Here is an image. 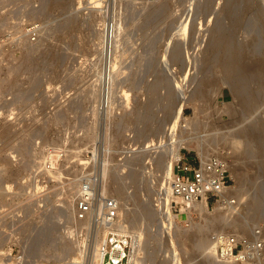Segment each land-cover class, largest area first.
<instances>
[{"label":"rangeland","instance_id":"374dc122","mask_svg":"<svg viewBox=\"0 0 264 264\" xmlns=\"http://www.w3.org/2000/svg\"><path fill=\"white\" fill-rule=\"evenodd\" d=\"M76 1L0 0V264H103L107 230L76 213L84 182L97 198L118 189L124 206L148 212L133 225L122 207L113 225L132 240L141 233L136 264H240L216 256L209 235L264 233V0ZM106 26L115 41L104 55ZM223 50L246 68L244 101L233 68L230 78L221 71ZM253 124L258 137L242 131ZM175 143L190 159L203 151L229 162L235 205L171 214L173 223L160 213Z\"/></svg>","mask_w":264,"mask_h":264},{"label":"built area","instance_id":"2783aa9c","mask_svg":"<svg viewBox=\"0 0 264 264\" xmlns=\"http://www.w3.org/2000/svg\"><path fill=\"white\" fill-rule=\"evenodd\" d=\"M35 35V30H30ZM153 145V144H152ZM151 145V147H152ZM52 155L47 156L49 162L43 167L52 171ZM167 184L172 198L168 203L169 215H184L196 218L198 209L194 204L206 201V208H230L237 202L235 180L231 174L229 162L217 155H209L205 159H190L181 152L173 160L172 173ZM162 194L161 192L159 193ZM159 203L156 205L160 208ZM99 203V204H98ZM119 203L113 196L93 193L89 182H84L76 200V213L79 219L90 215L92 224L105 228L106 251L103 264H130L136 254V243L127 233L115 231L113 223L119 216ZM170 218V217H169ZM113 226V227H112ZM209 242L219 258L235 261L240 264H262L264 258V233L260 225H254L245 234L214 230L209 235Z\"/></svg>","mask_w":264,"mask_h":264},{"label":"bare ground","instance_id":"6f19581e","mask_svg":"<svg viewBox=\"0 0 264 264\" xmlns=\"http://www.w3.org/2000/svg\"><path fill=\"white\" fill-rule=\"evenodd\" d=\"M78 2L80 1V2H83L82 0H77ZM76 1V2H77ZM250 1H252V0H250ZM91 2V7L94 9L95 7L96 8H98L97 7V5H96V2L97 1H95V0H92V1H90ZM164 2V1H163ZM96 6H95V5ZM160 5V4H159ZM247 5V4H246ZM249 5V4H248ZM248 7L249 6H247V9H248ZM256 7V6H255ZM95 8V9H96ZM157 8V7H156ZM149 9V8H148ZM155 10V8L153 9V11ZM249 10V9H248ZM152 10H150V12H153ZM146 12V11H145ZM253 12H254V10H253ZM155 13H157L156 12V10H155ZM152 15V14H151ZM260 15V14H259ZM149 18V17H148ZM238 20V19H237ZM240 21V20H239ZM239 21H238V23L237 24H239ZM234 22V21H233ZM236 24V23H235ZM109 26V25H108ZM108 26H106V27H103L102 29H101V31H98V37H99V41H98V48H99V52L101 53V54H104L105 55V53L107 52V49H108V47H109V45H110V47H109V50H110V48L112 47V41H115V40H113V34H114V32H113V30L114 29H111V27L109 28V29H111V31H109V29H108ZM114 27V26H113ZM99 29V28H98ZM217 39V38H216ZM226 39V38H225ZM224 39V40H225ZM218 40V39H217ZM229 40V39H228ZM214 41H216V40H214ZM219 42V41H218ZM224 42V41H223ZM226 42V41H225ZM225 42H224V44H225ZM213 43V42H212ZM230 43V42H229ZM114 44V43H113ZM217 44V43H216ZM220 44V43H219ZM228 45V44H227ZM229 45H231V43L229 44ZM209 46H210V44H209ZM235 46V45H234ZM212 47V46H211ZM213 47H215V46H213ZM241 48V47H240ZM210 49V48H209ZM216 49V48H215ZM219 49V48H218ZM229 49V48H228ZM113 50V49H112ZM226 50V49H225ZM225 50H223L224 52H225ZM176 51V50H175ZM249 51V50H248ZM98 52V51H97ZM111 52V51H110ZM228 52L229 51H226L225 52V56L223 57V62H222V64H221V71H224V72H226V77L228 76V78H230L229 77V75L228 74H231V69L233 68V70L234 71H236V73H233L232 72V74H235V76L234 77H236V78H233V77H231V79H233V80H235V82L233 83L234 84V86H233V89H234V91H235V93H237L242 99H243V101H244V94H245V92H244V89H243V81H244V75L247 73L246 72V68H244V69H242V67L241 66H239L241 63L240 62H236L235 61V63H240L239 65L238 64H234L233 63V60L236 58L235 56H236V54H238L237 52H235V55L233 54V52H231L232 54H228ZM229 52V53H230ZM175 53V52H174ZM249 53V52H248ZM110 56H111V54H110ZM238 56V55H237ZM241 56V55H240ZM239 56V57H240ZM235 57V58H234ZM22 58V57H21ZM102 58H104V57H102ZM238 58V57H237ZM230 59V60H229ZM105 60V59H104ZM108 60V59H107ZM103 61V60H102ZM110 61V60H109ZM241 61V60H240ZM257 61V60H256ZM259 62H260V60H258ZM258 62V63H259ZM29 63V62H28ZM106 63V62H105ZM48 64V63H47ZM256 64H257V62H256ZM105 65V64H104ZM110 67H109V69L107 70L108 72H105V74L107 73V74H109V76H111L110 74V72H111V66L113 65H111V64H108ZM238 65V66H237ZM108 67V66H107ZM235 68V69H234ZM104 69H105V66H104ZM237 69V70H236ZM248 69V68H247ZM250 69V68H249ZM248 69V70H249ZM15 70V69H14ZM103 71V70H102ZM104 72V71H103ZM217 74V73H216ZM101 75H102V72H101ZM14 76V75H13ZM103 76V75H102ZM244 76V77H243ZM101 77V76H100ZM214 77V76H213ZM260 77V76H259ZM106 78H107V76H106ZM157 84V83H156ZM154 85V84H153ZM148 88V87H147ZM152 88H154V87H152ZM154 91V90H153ZM196 91H198V90H196ZM156 92V91H155ZM168 93V92H167ZM170 93V92H169ZM168 93V94H169ZM196 93V92H195ZM201 92H197V94L198 95H203V94H205V93H203V94H200ZM89 94V93H88ZM196 94V95H197ZM104 95V94H103ZM192 95H193V93H192ZM195 95V94H194ZM195 95V96H196ZM197 95V96H198ZM196 96V97H197ZM194 97V96H193ZM193 97H191V98H193ZM207 99V98H206ZM103 100V99H102ZM101 100V101H102ZM246 101V100H245ZM183 102V101H182ZM179 103V102H178ZM247 104V103H246ZM146 105V104H145ZM166 105V104H165ZM145 107V106H144ZM172 107V106H171ZM170 107V109H172ZM177 107V106H176ZM179 107H180V105H179ZM242 107H244L243 105H242ZM245 108V107H244ZM149 109V108H148ZM169 109V110H170ZM180 110V109H179ZM168 111V110H167ZM172 112V111H171ZM171 112H169V113H171ZM243 112V111H242ZM166 115H168L167 113H166ZM171 115V114H170ZM170 117V116H169ZM261 125V124H260ZM157 130V129H156ZM242 131L244 132V133H248V132H250V133H253V136H254V134L258 137V134H260L261 132L260 131H262V127L261 126H259V125H248L247 127H244V130L242 129ZM251 135V134H250ZM118 136H119V134L117 133L116 134V137L118 138ZM166 137V136H165ZM229 138H231V137H229ZM160 139V138H159ZM165 139V138H164ZM168 139V138H167ZM237 138H234V137H232L231 139H230V142L231 143H233L234 145H237V140H236ZM259 139H261V137H259ZM151 140V139H150ZM240 140V139H239ZM263 139H261V141H262ZM159 141V140H158ZM160 141H162V140H160ZM160 141H159V143H157V145H159L160 144ZM225 141H227V140H225ZM259 141V140H258ZM264 141V140H263ZM262 141V142H263ZM239 142V141H238ZM262 142H259V143H262ZM152 143H155V142H152ZM169 143L170 142H168V145H169ZM174 143V142H173ZM210 143V142H209ZM245 143V142H244ZM247 143V142H246ZM181 143H179V144H176L175 143V145L173 146V144H172V146H171V148H172V150H170V153H172V156H170L169 155V157L167 158V154L169 153V152H166L167 154H165V157L167 158V159H164V160H166V163H165V166H163V168L165 167V169H163V173H164V178L163 179H165L166 180V182H165V180H164V182L167 184V180H168V177L170 176V174H171V172H172V165H173V160H174V158L176 157V156H178V154L180 153V147H182V145H180ZM211 144V143H210ZM209 144V145H210ZM217 144V143H216ZM240 144V143H239ZM24 145V144H23ZM23 145H21V147L23 146ZM147 145H149V143L148 144H146V148L147 147H149V146H147ZM152 145V144H151ZM260 145V144H259ZM263 145H264V143H262V147H263ZM155 146V144H153L152 145V148L154 149V150H156V147H154ZM167 146V145H166ZM165 146V147H166ZM183 146H185V145H183ZM212 146V145H211ZM245 146H246V144H245ZM244 146V147H245ZM261 146V145H260ZM19 147V146H18ZM158 147H160V146H158ZM213 147H214V145H213ZM212 147V148H213ZM235 147H237V146H235ZM241 147V146H240ZM262 147H260V148H262ZM162 148V147H161ZM169 148H170V146H169ZM239 148V147H238ZM264 148V147H263ZM164 149V148H163ZM167 149V151H168V147L166 148ZM165 149V150H166ZM236 149V148H235ZM250 149V148H249ZM23 151V153L22 154H24V149H22ZM164 150V151H165ZM239 150V149H238ZM248 151V150H247ZM246 151V148L245 149H240V153H248ZM250 151V150H249ZM161 152V151H160ZM233 152V151H232ZM231 152V153H232ZM235 152V151H234ZM259 152H260V150H259ZM201 153V158L202 159H205L206 157H208L209 155V153L207 154L206 153V155L203 153V151L202 152H200ZM245 153V154H246ZM251 153V152H250ZM30 154H31V152H30ZM30 154L28 153L27 154V156H28V158H27V162L26 163H28V162H30V159H31V156H30ZM162 154V153H161ZM164 154V153H163ZM264 151L263 150H261V155H262V157L260 156V158H262L261 159V161H262V163H263V165H264ZM160 156V155H159ZM158 156V158H157V160H156V162H158V164H159V158H162L161 156H163V155H161L160 157ZM245 156V155H244ZM55 157V156H54ZM260 158H258V159H260ZM161 160V159H160ZM55 162V159H53V157H52V163H53V165L55 164L54 163ZM129 162V161H128ZM161 162V161H160ZM165 162V161H164ZM162 163V162H161ZM245 163V162H244ZM157 164V163H156ZM164 164V163H163ZM257 165V164H256ZM160 166H161V164H160ZM264 167V166H263ZM131 169V168H130ZM135 169V168H134ZM132 170V169H131ZM136 171V170H135ZM138 171V170H137ZM133 173V172H132ZM131 173V174H132ZM139 173V172H138ZM161 173V172H160ZM130 174V173H129ZM130 174V175H131ZM162 175V174H161ZM160 176V175H159ZM163 176V175H162ZM116 178V177H115ZM114 178V179H115ZM120 179V178H119ZM123 180V179H122ZM244 180V179H243ZM121 181V180H120ZM116 182V181H115ZM112 183V182H111ZM122 183V182H121ZM118 185V184H117ZM121 185V184H120ZM120 185H118V186H120ZM162 185V184H161ZM113 188H115V186H112ZM121 187H122V185H121ZM119 188V187H118ZM112 189V188H111ZM117 189V188H116ZM120 189V188H119ZM164 189V188H163ZM106 190V189H105ZM113 190H115V189H113ZM161 190H162V188H161ZM165 191H166V197H168V199L167 198H165L164 197V195H163V197H164V199L167 201V202H169L170 201V199L172 198V196H171V193H170V189H169V186H168V184H167V186H166V188L164 189ZM122 192H123V190H121ZM244 191V190H243ZM114 192V191H113ZM243 194H245V191H244V193ZM253 194V193H252ZM115 195H117L116 197V200L118 201V203H119V209H118V211H119V216H121V208L123 207V209H124V218H125V220H127L130 224H133V225H135V224H137L139 221H141V218H142V216H144L143 218H145V215L148 213H146L145 211V209H140V211L139 210H137V208L135 207V206H131L130 204H125V206H124V204L120 201V196H119V191H118V189L117 190H115ZM121 196H123V195H121ZM70 197V196H69ZM68 197V198H69ZM64 201H67V198H65L64 199ZM68 201H69V199H68ZM67 201V202H68ZM262 201V200H261ZM131 202V201H130ZM63 203V202H62ZM61 204V203H60ZM99 204V203H98ZM64 205V204H63ZM254 205V204H253ZM65 207H63V210H65V211H67L68 210V203H65V205H64ZM143 206V205H142ZM164 206V211L162 212V208H160V213H162L163 215H167L168 216V218L170 217V219H171V221H170V223H173V219H172V217L174 218V216L172 215H169V206H168V203H166L165 205H163ZM194 206H195V208L196 209H198L199 211H203V212H206L207 211V208H206V201L203 199V201H201V202H197V203H195L194 204ZM259 206V205H258ZM135 208H136V210H135ZM258 208V207H257ZM139 209V208H138ZM139 211V214H137V212ZM255 214H257V215H260V214H262L261 213V210L258 208V209H256L255 211H253ZM146 213V214H145ZM145 214V215H144ZM140 215V217H138V216ZM66 216V215H65ZM89 216L90 215H87L86 216V218L85 219H83V220H85V221H88L89 220ZM235 216V215H234ZM69 218V217H68ZM121 218V217H120ZM120 218L118 219V221L120 220ZM231 219V218H230ZM118 221L116 222V223H113V225H115V224H117L118 223ZM82 222V221H81ZM127 222V223H128ZM226 222H228V221H226ZM225 222V223H226ZM121 223V222H120ZM245 221H239V225H241V226H244L245 225ZM142 224V223H141ZM140 224V225H141ZM142 226V225H141ZM126 227V226H125ZM127 228V227H126ZM243 228V227H242ZM117 229V228H116ZM165 231V233H167V235L168 236H170V234H171V232L169 231V230H164ZM136 232V231H135ZM191 234V233H190ZM134 242L136 243V246H137V249H136V254H135V256H134V258H132L131 259V262H130V264H136V259H138L139 258V255L138 254H140L142 251V247L140 246L141 245V242H142V235H141V233L140 232H136V234H134ZM201 240H203V239H201ZM202 242V241H201ZM200 242V243H201ZM197 243V242H196ZM207 246V245H206ZM203 248V247H202ZM78 250V249H77ZM205 251V250H204ZM138 252V253H137ZM143 255V254H142ZM177 261H179L178 260V258H177ZM176 261V262H177ZM74 262H77V261H74ZM71 263H73V262H71ZM76 264V263H75ZM176 264V263H175ZM178 264V263H177Z\"/></svg>","mask_w":264,"mask_h":264}]
</instances>
